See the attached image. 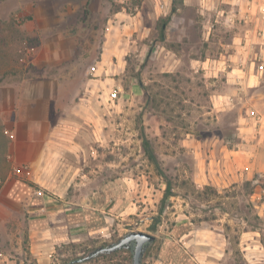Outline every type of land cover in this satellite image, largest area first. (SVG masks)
<instances>
[{
    "label": "rangeland",
    "instance_id": "obj_1",
    "mask_svg": "<svg viewBox=\"0 0 264 264\" xmlns=\"http://www.w3.org/2000/svg\"><path fill=\"white\" fill-rule=\"evenodd\" d=\"M166 2H0V264H132L130 250L85 260L131 229L157 237L143 264L162 261L163 247L200 264H264V27L247 37L241 71L203 70L193 60L222 51L220 41L231 36L217 28L209 36L210 16L199 6L178 1L173 13L174 0ZM86 3L92 11L85 15ZM56 34L76 37L72 59H45L61 47L49 43ZM116 47L122 55L110 53L114 58L103 62L105 50ZM59 70L68 78L59 79L81 85L80 97L63 111L80 122L81 145L69 158L78 170L69 176L67 208L80 209L82 196L115 181L129 207L113 217L106 236L55 244L43 262L32 253L25 210L1 197L20 167L11 155L18 109L7 97ZM145 138L165 177L147 158ZM167 180L174 196L164 201Z\"/></svg>",
    "mask_w": 264,
    "mask_h": 264
},
{
    "label": "crops",
    "instance_id": "obj_2",
    "mask_svg": "<svg viewBox=\"0 0 264 264\" xmlns=\"http://www.w3.org/2000/svg\"><path fill=\"white\" fill-rule=\"evenodd\" d=\"M171 2L172 0H167L166 6L170 7ZM184 5L186 8L199 6L201 13L210 16V19L204 22L209 36L216 28L228 32L231 36L230 40L220 41L222 51L219 48L204 60H193L198 67L203 70L230 67L232 69L228 71V76L236 73L238 69L241 71L240 62L247 57V37L251 33L255 35L264 27V5L257 0H184ZM34 11L40 13L38 6ZM241 30H244V33ZM59 35L53 36L49 43L61 47L47 54L46 60L63 62L73 58L69 46L77 41L76 37ZM213 35L215 36L214 33ZM116 48L117 52L105 50L103 62L113 59V55H118L119 47ZM122 52L123 49L119 51V55H122ZM58 73L55 78L47 81H30L23 93L10 96L7 94L8 101L14 103L18 109L11 129L13 164L25 165L28 171L23 177L9 179L1 190V197L25 210L31 236L34 238L32 253L43 262L47 261L46 255L55 244L64 241L75 242L83 235L106 236L111 221H114L113 217L121 216L129 207L126 205L127 192L123 185L115 181L90 195L82 196L83 202L79 203L82 209L67 208V205L71 204V197L69 198L67 192L73 184L69 176L74 170H78V165L69 158L73 153L79 156L81 145L80 122L72 119L68 113L65 116L63 111L80 97L81 85L78 81L65 80L67 75H64V70H59ZM59 77L65 79L61 80ZM86 85L83 87L87 91ZM216 98L222 102V96ZM177 233L179 234L180 230ZM162 252V261H158V264H175L182 253L175 247L169 252L163 247ZM167 253L171 255L170 259ZM178 264L200 263L190 254H182Z\"/></svg>",
    "mask_w": 264,
    "mask_h": 264
},
{
    "label": "water",
    "instance_id": "obj_3",
    "mask_svg": "<svg viewBox=\"0 0 264 264\" xmlns=\"http://www.w3.org/2000/svg\"><path fill=\"white\" fill-rule=\"evenodd\" d=\"M156 240L157 237L150 233L131 229L117 242L97 248L85 260L89 261L101 255H112L123 250H130L132 254V264H143L147 251Z\"/></svg>",
    "mask_w": 264,
    "mask_h": 264
},
{
    "label": "trees",
    "instance_id": "obj_4",
    "mask_svg": "<svg viewBox=\"0 0 264 264\" xmlns=\"http://www.w3.org/2000/svg\"><path fill=\"white\" fill-rule=\"evenodd\" d=\"M2 1H6V0H0V2ZM178 1H182V0H174V3H173V9H172V12L175 13L177 11V8H176V4ZM89 7V4H86L84 7H83V14H89L90 11L88 9ZM167 23V21H165V24ZM8 144L7 143H4L3 147H4V150L6 152V150L8 149ZM143 147H144V151H145V154L147 156V158L153 163L155 164V166L157 167L159 173L165 177V175L163 174L162 170H160V164H159V160L157 158V155L152 147V144L150 143V141L148 139H144L143 141ZM2 184V181L0 180V186ZM174 196L173 194V190H172V187H171V183L167 180V189H166V192H165V195H164V201H166L168 198Z\"/></svg>",
    "mask_w": 264,
    "mask_h": 264
},
{
    "label": "built area",
    "instance_id": "obj_5",
    "mask_svg": "<svg viewBox=\"0 0 264 264\" xmlns=\"http://www.w3.org/2000/svg\"><path fill=\"white\" fill-rule=\"evenodd\" d=\"M117 94L118 92H116L114 96L116 97ZM11 138H13L12 134H11ZM27 171H28V167L25 165H21L20 167L15 169L14 175H16L17 177H23L24 175H26Z\"/></svg>",
    "mask_w": 264,
    "mask_h": 264
}]
</instances>
